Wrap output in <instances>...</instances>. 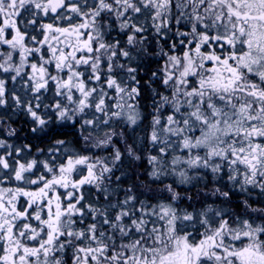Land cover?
Listing matches in <instances>:
<instances>
[{"label": "snow or ice", "instance_id": "obj_1", "mask_svg": "<svg viewBox=\"0 0 264 264\" xmlns=\"http://www.w3.org/2000/svg\"><path fill=\"white\" fill-rule=\"evenodd\" d=\"M0 264H264V0H0Z\"/></svg>", "mask_w": 264, "mask_h": 264}, {"label": "trees", "instance_id": "obj_2", "mask_svg": "<svg viewBox=\"0 0 264 264\" xmlns=\"http://www.w3.org/2000/svg\"><path fill=\"white\" fill-rule=\"evenodd\" d=\"M14 126H16V125H14Z\"/></svg>", "mask_w": 264, "mask_h": 264}]
</instances>
